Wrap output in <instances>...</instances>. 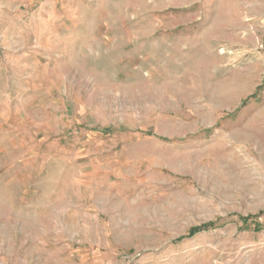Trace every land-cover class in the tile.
Wrapping results in <instances>:
<instances>
[{
  "label": "rangeland",
  "instance_id": "obj_1",
  "mask_svg": "<svg viewBox=\"0 0 264 264\" xmlns=\"http://www.w3.org/2000/svg\"><path fill=\"white\" fill-rule=\"evenodd\" d=\"M0 264H264V0H0Z\"/></svg>",
  "mask_w": 264,
  "mask_h": 264
},
{
  "label": "trees",
  "instance_id": "obj_2",
  "mask_svg": "<svg viewBox=\"0 0 264 264\" xmlns=\"http://www.w3.org/2000/svg\"><path fill=\"white\" fill-rule=\"evenodd\" d=\"M250 218H252V217H249V218H248V217H247V218H241V221H242L243 223H246L247 221L250 220ZM213 224H214V222H210V223L204 224V225L201 226V227L193 228V229H191V230L189 231V235H190V236H193L194 234H196V233H198V232H200V231H205V229H207L208 227H211Z\"/></svg>",
  "mask_w": 264,
  "mask_h": 264
}]
</instances>
